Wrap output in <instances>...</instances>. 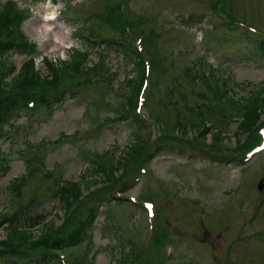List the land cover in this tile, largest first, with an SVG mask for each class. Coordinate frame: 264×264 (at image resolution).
<instances>
[{
  "label": "rangeland",
  "instance_id": "374dc122",
  "mask_svg": "<svg viewBox=\"0 0 264 264\" xmlns=\"http://www.w3.org/2000/svg\"><path fill=\"white\" fill-rule=\"evenodd\" d=\"M5 1L10 0L0 3ZM12 1L30 9L22 31L36 44L35 66L43 76L47 73L43 58L52 62L68 60L71 50H87L77 37V28H84L83 35L90 29L107 38L117 37L104 22L110 7L120 4L119 10L137 22L144 18L146 23L139 29L143 36L154 32L151 50L159 71L165 72L159 74L151 67L148 80L156 82L155 89L148 84L144 87L141 112L132 108L131 116L151 123L147 130L151 138L159 133L156 122L175 125L179 117L182 120L178 124L198 126L200 120L193 117L198 108L194 111L193 107L221 112L219 116L209 115L215 127L203 140H193L197 129L191 125L183 135L176 127L170 139L172 146L156 152L151 161H143L146 174L135 177L140 181L134 182V178L131 182L132 178L127 177L124 200L103 203L92 231V264H264V186L261 191L256 188L259 180L264 183V152L247 162L240 161L243 153L253 152L258 138L254 136L250 144L254 133H241L238 127L242 113L235 107L223 109L215 95L206 90L209 84L200 86L185 72L188 64L203 56L214 75L220 74L224 80L232 78L235 98L249 95L253 87L248 84L264 89V56L255 50L256 39L264 40V0ZM47 13L54 17L50 22L52 35L41 34ZM54 41L58 43L57 51L52 53ZM143 46V56L149 60V44ZM95 51L94 47L89 55L93 62ZM7 58L16 70L27 60L18 54ZM104 59L112 71H117L112 90L105 83H90L50 115L20 116L16 121L19 125L0 141L4 160L0 167L8 168L0 175V215L11 214L35 196L33 213L45 216L43 224L29 229L34 238L26 245L20 244L23 250L42 238L45 224L58 226L89 194L105 193L114 186L109 173L116 172L118 180L123 177L127 167L123 168L121 160L126 147L137 139L135 132L146 134L125 115L126 83L133 76L130 58L108 49ZM171 88L170 100L166 93ZM261 121L264 114L258 116L255 125ZM218 130L222 139L211 147L212 135ZM41 142L51 143L44 151L36 152ZM94 157L102 164L92 161ZM30 160L42 163L39 172L32 171ZM27 173L28 179L16 196L9 184ZM101 178L104 183H99ZM93 180L98 184L91 185ZM75 182L88 189L70 208L66 207L65 213V186ZM120 192L118 189L114 196ZM129 195H134L137 206L151 202L154 217L147 218L141 209L129 204ZM7 225L0 227V240L7 233ZM85 249L86 242L67 250L64 263L81 259Z\"/></svg>",
  "mask_w": 264,
  "mask_h": 264
},
{
  "label": "trees",
  "instance_id": "16d2710c",
  "mask_svg": "<svg viewBox=\"0 0 264 264\" xmlns=\"http://www.w3.org/2000/svg\"><path fill=\"white\" fill-rule=\"evenodd\" d=\"M117 10L118 13L115 14ZM107 15L104 22L108 23V27L117 34V37L107 38L101 32L97 34L90 29L88 34L83 35L84 28H77V37H79L82 45L87 50H71L72 53L68 60L51 62L43 58V64L47 70V75L43 76L35 66L36 46L28 40L21 30V26L28 16V9H21L12 0L0 3V141L8 138L11 130L16 125H19L16 124V121L20 116L28 118L39 113L50 115L55 107L62 105L67 98H74L80 90L87 88L90 83H105L112 90V83L116 79L117 71H112L109 62H106L104 58L108 49H113L116 52H120L124 58L129 57L132 65L133 76L126 83L128 89L125 104L126 118L133 122L132 125L139 126L146 133L142 136H139L136 132L134 133L137 139L126 147L121 165L125 163L123 168L126 169L131 161L136 160V165L141 163L152 140L151 134L146 130L143 120L139 116H131V109L135 106V97L144 77L143 58L134 47L132 39L142 36L143 44H149L148 53L152 56V59L156 60L150 45L155 34L150 31L149 34L143 36L144 32L139 29V26L144 25L146 20L140 17L137 22L135 19L129 18L123 11L119 10V5L110 7ZM110 15H113L112 20ZM193 17L189 18L190 21H192ZM197 21H200V19H197ZM130 36L134 38H130ZM94 47L96 48L94 53L97 60L93 62L89 60V55ZM255 49H259L262 52L261 54H264L263 39H257ZM11 54L27 57V60L22 63L18 70L7 58ZM153 70H156L159 74L165 72L164 69L159 71L157 61L153 65ZM210 70L204 58L196 57L195 60L188 64L185 72L187 73V78L196 81L200 86H203V83L204 85L209 84L210 86L206 90L215 95L218 103L222 104L223 109V106L235 107L238 112L242 113L238 125L241 133H254L251 136H256L259 123L255 125V121L259 115L264 114V89L259 88L258 85L248 84L253 87V90L258 91V94L250 90L248 96L235 98V88L231 87L232 78L220 84L218 77H214L213 72ZM152 81L151 86L155 89L156 82ZM235 87L241 90L240 85ZM172 93V88L166 93L170 100ZM200 96L205 97V94L200 93ZM30 103H32L31 106H29ZM171 105H174V103L172 102ZM193 110H197L193 117L200 120L198 126L185 122L178 124L182 120L179 117L176 118V120H179L175 125L161 122L162 133L159 140L170 143L171 137L173 138L174 136L173 132L177 131L176 127L179 133L183 135L189 125L193 129H197L195 131L197 136L193 140L205 139V135L211 130L205 126L206 121H210L209 115L212 117L213 115L219 116L221 112L209 113L201 106L193 107ZM212 127H215L214 124ZM220 132L218 130L216 134L212 135L214 143L211 144V147L222 139ZM50 143H39L35 151H44L46 144ZM171 146L172 144H168L169 148ZM1 156L0 150V159L4 161ZM96 160L101 162L98 157H96ZM34 162L35 160H30L29 163L30 166L34 167L32 171L37 170V165L40 163ZM0 169L2 171L0 175H4L6 167L1 166ZM109 178L112 183L115 182L113 185L121 183V178L118 180L116 172L112 173L111 171ZM27 179L28 173L11 182L9 188L18 190L20 186L25 184ZM104 182L105 180L101 178L99 183ZM90 184L97 185L98 180H93ZM65 187L66 206L64 212L66 213L67 208H70L78 197L82 196V191L87 190L88 187L85 189L84 184L80 182L67 183ZM105 189L106 186L103 191ZM57 192L60 193L59 188H57ZM101 194L100 192L89 194L77 205L76 209L73 207L64 218L65 222L62 226L55 227L53 223L50 225L45 224L42 232H40L42 238L35 241L25 250L20 248V244L26 245L30 239L34 238L29 229L36 227L40 223L43 224L44 222L42 221H44L45 216L33 213L36 205L30 209L26 208L28 210L23 213L22 219L15 225H13L14 221H16L13 220L14 212L12 214H1L0 226L9 224L7 225V240L0 242V264H58L56 252L77 245L90 231L97 215L98 206H100L98 204V196H101ZM94 198L96 199L93 203L86 204V201ZM50 236L52 237L50 238ZM90 245L92 246V243ZM88 257L89 264H91L95 254L87 251L85 259Z\"/></svg>",
  "mask_w": 264,
  "mask_h": 264
},
{
  "label": "bare ground",
  "instance_id": "6f19581e",
  "mask_svg": "<svg viewBox=\"0 0 264 264\" xmlns=\"http://www.w3.org/2000/svg\"><path fill=\"white\" fill-rule=\"evenodd\" d=\"M53 16H52V14L51 13H47L46 14V16L44 17V20H42V24H41V27L43 28L42 29V33L41 34H46V35H52V34H54L53 33V30H52V26H51V20H53ZM46 32H48V33H46ZM54 38H56L57 39V35H56V37H54ZM57 42L56 41H54L53 42V49H52V53H55L56 51H57V44H56Z\"/></svg>",
  "mask_w": 264,
  "mask_h": 264
},
{
  "label": "water",
  "instance_id": "95a60500",
  "mask_svg": "<svg viewBox=\"0 0 264 264\" xmlns=\"http://www.w3.org/2000/svg\"><path fill=\"white\" fill-rule=\"evenodd\" d=\"M258 189H262V181L259 182Z\"/></svg>",
  "mask_w": 264,
  "mask_h": 264
},
{
  "label": "snow or ice",
  "instance_id": "6c2138e0",
  "mask_svg": "<svg viewBox=\"0 0 264 264\" xmlns=\"http://www.w3.org/2000/svg\"><path fill=\"white\" fill-rule=\"evenodd\" d=\"M148 208H149V211H151V206L150 205L148 206Z\"/></svg>",
  "mask_w": 264,
  "mask_h": 264
}]
</instances>
